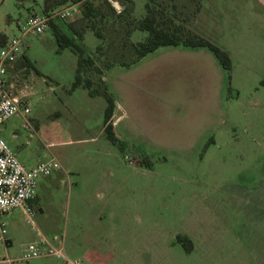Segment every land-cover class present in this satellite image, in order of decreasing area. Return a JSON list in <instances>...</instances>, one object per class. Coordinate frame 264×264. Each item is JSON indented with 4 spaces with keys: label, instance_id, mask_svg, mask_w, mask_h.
Returning a JSON list of instances; mask_svg holds the SVG:
<instances>
[{
    "label": "rangeland",
    "instance_id": "1",
    "mask_svg": "<svg viewBox=\"0 0 264 264\" xmlns=\"http://www.w3.org/2000/svg\"><path fill=\"white\" fill-rule=\"evenodd\" d=\"M43 2L0 0V33L19 35ZM148 2L166 28L183 37L193 32L231 54L232 77L208 48L184 44L121 65L134 57L133 42L148 35L135 27ZM262 4L134 0L124 18L109 11L98 21L103 38L81 16L72 20L83 27L77 42L104 71L93 76L96 85L103 76L115 98L122 146L104 131L106 98L73 89L78 55L60 49L50 28L29 35L22 55L32 66L17 67L14 81L29 95L36 131L20 117L0 131L27 167L51 156L61 167L39 177L31 218L22 208L4 215L9 241H0V264H64L56 256L23 259L40 232L64 238L66 253L83 264H264ZM201 5L207 21L196 31ZM179 235L193 240L191 252Z\"/></svg>",
    "mask_w": 264,
    "mask_h": 264
},
{
    "label": "built area",
    "instance_id": "2",
    "mask_svg": "<svg viewBox=\"0 0 264 264\" xmlns=\"http://www.w3.org/2000/svg\"><path fill=\"white\" fill-rule=\"evenodd\" d=\"M109 1L118 13L125 9L122 0ZM81 5L82 1L63 5L48 13L35 12L19 26V35L8 37L4 44H0V125L13 117H20L26 130L36 131L30 116L29 95L13 80L17 74V62L29 35L43 34L50 28L52 20L72 21L82 16ZM60 167L55 156L27 167L0 133V241H9L4 215L22 208L31 218L30 204L37 196L39 177L49 176ZM50 256L63 259L64 264H83L81 259H73L66 253L64 238L57 236L53 240L41 232L39 238L30 243L23 259L29 261Z\"/></svg>",
    "mask_w": 264,
    "mask_h": 264
},
{
    "label": "trees",
    "instance_id": "3",
    "mask_svg": "<svg viewBox=\"0 0 264 264\" xmlns=\"http://www.w3.org/2000/svg\"><path fill=\"white\" fill-rule=\"evenodd\" d=\"M81 1L82 20L80 19V21H88L90 23L88 26L93 29L99 38L104 37L101 32L102 29L98 26L99 20L100 22L105 21L109 11H111V13L119 19L124 18L127 14L131 13L134 4V0H122L125 5V9L121 13H118L109 0H44L40 12L48 13L63 5ZM146 7V15L137 25H135V27L137 30L148 32V35L144 40H137L133 42L134 57L130 63L123 61L121 65H133L161 46H177L184 44L185 46L192 48H208L217 57L222 67L228 72L229 78L232 77L233 60L227 51L219 47L214 42L193 32H191L190 35L183 37L177 27L173 30L166 28L160 21L158 14L159 10L149 4V2L146 4ZM77 23H79L78 20L71 22L66 20H52L50 29L53 31L59 43L60 49L71 48L78 55V66L76 69L75 79L73 81V89L83 87L88 90L91 96L103 95L106 98L107 107L105 110L104 131L110 141L114 144H120L122 146L123 142L116 136L112 120L116 108L115 98L108 91L103 76L100 78V84L96 85V81L93 76L95 74L103 75L104 71L98 66L95 59L91 55H86L83 46L77 42L76 37H83V27H77ZM68 31H71L74 35L70 36ZM129 35H131V33H129ZM8 37L9 36L5 33H0V44H4ZM126 37L128 38L129 36L127 35ZM99 48L101 49V46H99ZM25 66H32V62L25 55H22L17 62V67L24 68ZM112 67L113 64L111 63H108L106 66L107 70H110ZM211 142H213V140H210L206 144V147H208ZM178 240L183 244L187 252H191L194 249L193 240L188 235H179Z\"/></svg>",
    "mask_w": 264,
    "mask_h": 264
},
{
    "label": "crops",
    "instance_id": "4",
    "mask_svg": "<svg viewBox=\"0 0 264 264\" xmlns=\"http://www.w3.org/2000/svg\"><path fill=\"white\" fill-rule=\"evenodd\" d=\"M258 2H260V3H263L264 4V0H257ZM262 4V5H263ZM207 21V15H206V11H205V8L201 5L200 6V9H199V11H198V14H197V16H196V19H195V21H194V23H193V26H194V28L196 29V31H198V30H202V28H204V26H205V22ZM231 55V54H230ZM232 56V55H231ZM232 60H233V58H232ZM14 80V79H13ZM4 124H6V123H4ZM1 125H3V124H1ZM0 125V126H1ZM0 133H1V131H0ZM1 135H2V133H1ZM3 136V135H2ZM4 137V136H3ZM7 140V139H6ZM32 167V166H31ZM39 197V193H38V191H37V196H36V198L35 199H37ZM91 220H92V222L94 223V224H97V223H99V218H98V216L97 215H94V216H92L91 217ZM76 246H74L72 249H73V251H75L76 250ZM95 253V251L92 249V247H88L86 250H85V255L88 257V258H90L91 256L93 257V255H92V253ZM68 255H69V253H68ZM70 256V255H69ZM91 257V258H92ZM90 258V259H91ZM93 259V258H92ZM92 259L91 260H89V261H92ZM88 261V262H89Z\"/></svg>",
    "mask_w": 264,
    "mask_h": 264
}]
</instances>
